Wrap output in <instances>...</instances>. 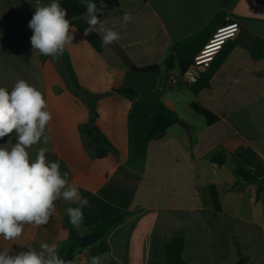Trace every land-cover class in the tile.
Listing matches in <instances>:
<instances>
[{
  "label": "crops",
  "instance_id": "1",
  "mask_svg": "<svg viewBox=\"0 0 264 264\" xmlns=\"http://www.w3.org/2000/svg\"><path fill=\"white\" fill-rule=\"evenodd\" d=\"M37 1L40 6L41 0ZM58 2L67 9L66 19L75 31L73 44L65 51L81 86L96 95L121 87L137 94L129 99L112 93L95 104L96 124L117 149L118 157L109 153L94 159L86 150L79 132V126L90 117L86 96L72 85L61 57L53 60L33 51V32L28 27L35 11L32 0H0V87L10 92L23 79L42 93L45 110L52 116L45 128L50 139L27 151L34 159L39 148H47L46 161L59 162L61 173L67 171L69 182L88 199L80 223L86 233L104 217L130 213L107 234L109 249L98 256L100 262L164 264V244L183 236V256L189 264H264V190H259V181L234 187L240 181L234 172L237 162L264 181V57L256 60L249 53L256 38L264 40V3ZM88 2L97 5L107 26L117 22L115 30L126 38L103 46L99 34L85 35L88 25L83 17ZM125 12L131 13L132 20L122 25ZM230 22L239 23L240 29L225 45H231L229 53L209 88L195 95L182 81L184 73L177 64L166 67L172 45L195 36L198 54L216 30ZM151 65L159 66L160 72L133 70ZM158 102L175 111L187 128L177 123L162 139L149 142L146 131L151 108ZM192 104L210 111L217 121L207 125ZM9 141L15 144L14 134L0 139V146ZM218 151L224 155L222 164L211 160ZM120 167L124 171L118 174ZM114 176L122 186H136L126 209L98 194ZM68 205L62 199L55 202V214L47 225L26 224L14 241L0 236V250L39 251L43 243H55L59 250L69 240L64 227ZM78 252L72 264L87 262L82 258L88 250ZM63 259L69 264L68 255Z\"/></svg>",
  "mask_w": 264,
  "mask_h": 264
},
{
  "label": "clouds",
  "instance_id": "2",
  "mask_svg": "<svg viewBox=\"0 0 264 264\" xmlns=\"http://www.w3.org/2000/svg\"><path fill=\"white\" fill-rule=\"evenodd\" d=\"M86 9L85 35L99 34L103 46L126 38V34L122 36L115 30L117 22L109 27L100 19L102 13L95 3H86ZM67 16V9L58 0L35 8L28 23L33 32L30 37L33 51L53 60L64 54L66 46L73 44L75 32ZM131 20V13L125 12L120 23L126 25ZM46 107L42 93L23 79L18 80L10 92L0 87V139L9 134L16 138L14 145L9 141L0 146V236L6 241L19 238L26 224L47 225L55 214V202L61 199L79 205L66 208L69 223L79 227L82 209L89 204L88 199L80 195L77 185L69 182V173H61L59 162L46 161L47 148H39L35 158H30L27 149L41 142L47 144L50 139L45 135V128L52 116ZM0 264L67 262L58 255L57 244L43 243L39 251L0 250ZM91 264H100V257H92Z\"/></svg>",
  "mask_w": 264,
  "mask_h": 264
},
{
  "label": "trees",
  "instance_id": "3",
  "mask_svg": "<svg viewBox=\"0 0 264 264\" xmlns=\"http://www.w3.org/2000/svg\"><path fill=\"white\" fill-rule=\"evenodd\" d=\"M263 2L264 0H258ZM51 0H41L40 6L49 4ZM231 45L223 48L222 55L218 61L212 63L209 69L200 74L197 82L186 87L190 89L192 93L198 95L202 90L209 88L210 80L214 73L217 71L221 62L227 57ZM198 52L196 37L182 39L172 45L171 52L166 60V67L171 68L175 64L179 67L181 73H185L192 65L194 57ZM220 52V53H221ZM249 53L253 59H261L264 57V40L256 38L249 48ZM63 65L70 78V81L74 88L82 92L87 99L90 117L88 122L79 126V132L81 134L84 146L89 152L90 156L94 159H101L106 157L109 153H112L116 158L118 157L117 149L107 140L102 131L96 124L98 119V112L96 110V101L108 94L119 93L123 96L132 99L137 96L136 93L126 90L124 88L111 89L105 94H92L84 89L76 76L73 65L71 63L68 53L65 51L61 56ZM133 70L144 73L158 74L160 68L157 65L145 66V67H133ZM191 108L194 112L206 120L207 125H212L217 121V118L207 109L201 108L198 105L192 104ZM151 118L146 131V138L149 142H154L162 139L166 133V130L177 124L180 120L177 113L170 108L166 107L162 102H158L151 108ZM211 160L222 164L225 159L221 151H218L211 157ZM124 168L118 169V174L123 173ZM235 174L240 178V181L235 183L234 187H237L241 182L259 181L261 183L260 191L264 190V181L257 179L255 176L250 175L249 170L246 169L240 162H237L234 169ZM136 186H122L116 181L114 176L103 188L98 191V194L108 202L127 208L131 201ZM78 207L77 204H69L68 207ZM128 211H124L114 217H104L101 221L92 229L91 232L98 234V240L95 244L86 247L82 244L81 237L86 234V231L80 227H73L69 223V217L64 218V227L69 231V240L58 250L60 258H64L66 255L69 257V264H72L75 255L78 251L87 249L92 257L103 255L107 253L109 245L106 241L107 234L110 230L116 228L122 224L129 216ZM185 248V240L183 236H174L170 241L166 242L163 246V259L164 264H189L183 256ZM111 264H118L115 261H111Z\"/></svg>",
  "mask_w": 264,
  "mask_h": 264
},
{
  "label": "built area",
  "instance_id": "4",
  "mask_svg": "<svg viewBox=\"0 0 264 264\" xmlns=\"http://www.w3.org/2000/svg\"><path fill=\"white\" fill-rule=\"evenodd\" d=\"M239 29L240 25L237 22H230L228 25L217 29L194 57L193 65L182 74V81L188 85L196 83L199 73L209 69L216 56L223 50L228 41L237 35Z\"/></svg>",
  "mask_w": 264,
  "mask_h": 264
},
{
  "label": "water",
  "instance_id": "5",
  "mask_svg": "<svg viewBox=\"0 0 264 264\" xmlns=\"http://www.w3.org/2000/svg\"><path fill=\"white\" fill-rule=\"evenodd\" d=\"M178 124L185 129L187 128L183 120H179ZM97 240H98V234L96 232L86 233L81 237L82 244L86 247L95 244Z\"/></svg>",
  "mask_w": 264,
  "mask_h": 264
},
{
  "label": "rangeland",
  "instance_id": "6",
  "mask_svg": "<svg viewBox=\"0 0 264 264\" xmlns=\"http://www.w3.org/2000/svg\"><path fill=\"white\" fill-rule=\"evenodd\" d=\"M32 4L35 6V8L37 7V6H39L38 5V1L37 0H32ZM82 251V250H81ZM79 253V252H78ZM83 253H85V255H84V259L82 258V261H84V260H87V262H83V264H91V255L89 254V251L88 252H83ZM101 261V260H100ZM100 264H108V263H105V261L103 262H100Z\"/></svg>",
  "mask_w": 264,
  "mask_h": 264
}]
</instances>
